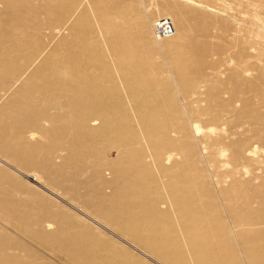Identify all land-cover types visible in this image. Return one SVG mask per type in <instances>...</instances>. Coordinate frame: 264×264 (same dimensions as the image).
Here are the masks:
<instances>
[{"label": "rangeland", "instance_id": "rangeland-1", "mask_svg": "<svg viewBox=\"0 0 264 264\" xmlns=\"http://www.w3.org/2000/svg\"><path fill=\"white\" fill-rule=\"evenodd\" d=\"M198 2L204 6L202 9L195 7ZM47 3L41 0L40 4ZM168 5L171 8L164 12ZM81 14L87 15L90 29L99 43L108 37L103 32L106 24L102 18H110L113 26H122L123 33L132 41L136 40L134 33L138 30L134 28L136 19L145 18V29L138 41L155 45L158 61L162 62L166 55L182 45L184 53L193 56V62L197 59L192 64H197V69L194 66L195 70L190 72L191 76L197 75L192 77L197 90L184 85L177 87L180 82L175 71L172 72L174 69L164 70L167 75L171 73L173 86L178 82L175 91L179 88V96L186 100L182 104L188 103L186 108L198 106L207 111L206 116L198 120L201 131L192 134L199 139L198 151L204 161L211 162V165L205 163L200 167L219 177L223 189L232 188V184L242 186L244 193L237 189L232 195L235 202H248L253 206L255 217L264 220V0H83L75 16ZM162 14L164 17L181 16L178 17L180 24L173 22L179 27V39L170 46L156 41L152 34V24ZM0 23V41L6 44L10 36H23V29L32 27L26 20L11 26ZM27 31L28 35L32 33L27 39L32 37L52 44L68 34L67 30L57 34L51 28L42 33ZM7 36L9 38H5ZM202 52L207 58V64L202 62L203 67L198 61ZM210 58L217 62L212 64ZM5 83L9 88L0 93V125L4 126V129L0 127V260L12 261L11 264H14L13 258L25 264H158L153 260L155 257L150 260L124 243H132L122 230L124 225L131 220H145L160 222L158 233L178 242L177 248H170L166 256L178 259L176 255H182L180 259L185 257L189 261L186 264H195L179 226L173 221L175 217L169 201L165 199V205L157 202L156 206L145 203L148 201L136 187L132 175L118 172L111 165L116 159L114 152L102 154L98 151L101 154L94 156L89 147L76 145L66 150L69 148L66 140L54 134L60 125L57 122H39L34 128L37 137L33 140L28 139L26 133L7 131L6 125L13 124L15 118L11 110L4 111V108L11 102L21 81L12 83L7 79ZM215 140L225 149L223 157H216L215 150L210 148ZM56 147L65 150H54ZM2 162L18 171L4 167ZM142 182L156 185L155 181ZM152 198L158 200L159 196ZM258 208L259 212L255 211ZM153 209L159 210L164 218L158 221ZM258 223L263 224L254 227L248 236L246 233L239 236L241 241L253 238L258 243L260 240L259 245L254 243L255 249L249 246L241 249L232 243L235 258H240L244 264L264 262V221ZM98 224L123 239H117Z\"/></svg>", "mask_w": 264, "mask_h": 264}, {"label": "bare ground", "instance_id": "bare-ground-1", "mask_svg": "<svg viewBox=\"0 0 264 264\" xmlns=\"http://www.w3.org/2000/svg\"><path fill=\"white\" fill-rule=\"evenodd\" d=\"M47 1L49 3L41 5V0H0V21L4 26L16 25L19 20H26L32 25L23 29V36L5 37L9 38L7 44L0 41V93L7 92V79L12 83L21 81L11 102L4 108V111L11 110L15 118L13 124L6 125L7 131L20 135L26 133L27 138L33 140L37 137L34 128L38 127L39 122H57L60 125L55 128L54 134L66 140L69 147L66 150L76 145L89 147L94 156L114 152L116 159L111 165L118 172L132 175L136 187L140 188V193L148 201L145 203L156 206L157 202L165 205L164 201H169V208L175 217L173 221L179 226L185 246L193 254V263L244 264L240 258H235L232 243L235 242L237 245L234 246L241 249L248 246L255 249L260 240L258 243L253 238L241 241L239 236L251 233L256 226L259 228L258 225L263 223L258 221L264 220L255 217L248 202H235L232 195L236 194L237 189H242L240 191L244 193L242 186L232 184L234 189H223L219 177L210 175L200 167L205 163L211 165V162L204 161L198 151L199 139L196 140L192 134L201 131L198 120L206 116L207 111L198 106L186 108L188 103L183 105L186 100L179 96L181 92L178 93L183 85L198 89L194 87L195 80L192 78L197 75L191 76L198 67L197 64L192 66L197 59L193 62V56L184 53L182 45L166 55L165 60L158 61L155 45L138 41L145 29V18L136 19L134 28L138 30L134 33L135 41L123 33L122 26H113L110 18H102L103 24H106L103 32L108 37L99 43L90 29L87 15L75 16L83 0ZM195 7L202 9L204 6L198 2ZM170 8L171 5L165 6L164 12ZM197 9L194 8L200 11ZM204 9L208 10V7ZM163 15H158V20L166 18L180 24L178 17L181 16L175 14L177 17L174 18ZM173 25L175 33L171 38L154 37L156 41L165 42L168 46L174 44L179 39V27ZM48 28L57 34L67 30L68 34L53 44L32 37L27 39L32 36V33L28 35L27 29L42 33ZM204 54L202 52V58L198 57V61L207 64ZM211 62L214 64L217 61ZM165 68L174 69L172 72L175 71L180 82L177 91L178 82H172L174 86L171 84V73L167 75ZM195 72L198 73L197 70ZM0 127L4 129V126ZM49 131L51 135L53 130ZM56 148L54 150H65ZM210 148L215 150L218 158L225 154L218 140L213 141ZM2 163L4 167L6 165L18 171L8 163ZM142 180L155 181L156 185ZM155 195L159 196L158 200L152 198ZM153 210L158 221L164 218L159 210ZM255 211L259 212V208ZM159 224L131 220L122 230L132 243H124L150 260L155 257L153 260L158 264H186L188 260L185 257L180 259L182 255H176L178 259L166 256L170 248H177L178 242L169 235L158 233ZM99 227L109 232L107 228ZM13 259L14 264H25ZM11 262L0 260V264Z\"/></svg>", "mask_w": 264, "mask_h": 264}, {"label": "built area", "instance_id": "built-area-1", "mask_svg": "<svg viewBox=\"0 0 264 264\" xmlns=\"http://www.w3.org/2000/svg\"><path fill=\"white\" fill-rule=\"evenodd\" d=\"M153 33L159 39L171 38L175 33L174 25L170 19H160L154 23Z\"/></svg>", "mask_w": 264, "mask_h": 264}]
</instances>
